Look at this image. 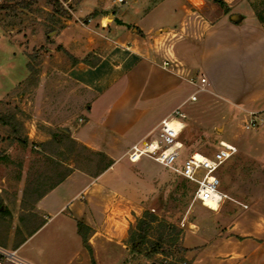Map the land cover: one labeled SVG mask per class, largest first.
Wrapping results in <instances>:
<instances>
[{
	"label": "rangeland",
	"instance_id": "rangeland-1",
	"mask_svg": "<svg viewBox=\"0 0 264 264\" xmlns=\"http://www.w3.org/2000/svg\"><path fill=\"white\" fill-rule=\"evenodd\" d=\"M154 1L125 0L118 11L125 14L129 9L127 14L137 15ZM187 1L211 20L234 14L241 21L250 15L264 27V0H247L237 8L234 3L228 13L212 0ZM80 5L97 7L78 11ZM97 9L100 0L0 2V248L17 250L18 257L38 264H65L83 255L78 251L75 225L64 214L74 199L80 198L75 196L80 182L50 194L46 201L54 208L47 214L38 209L37 202L64 178L69 167L94 174L103 163L102 156L89 153L66 133V114L74 104L65 99L71 87L58 66L64 58L76 60L54 41L68 21L86 27L87 19L100 14ZM171 19L165 11H155L146 21L165 25L175 20ZM193 69L192 75L199 78V71ZM196 90L197 86L182 81L173 93L160 98L163 101L155 116L178 97ZM195 95V101L181 107L186 114V128L181 133L183 152L212 154L221 139L236 145L237 153L218 171L220 190L228 198L218 210H210L193 199L194 183L142 157L137 166L147 172L143 179L146 190L151 185L146 181L161 178L142 209L156 219L139 251L129 252L128 241L123 240L127 245L120 244L121 257L112 264H192V256L208 243L221 239L222 244H228L236 239L230 231L234 226L245 234L246 242H264V109L255 111L258 124L245 129L250 113L215 101L207 91ZM130 166L125 157L111 174L127 180ZM57 209L61 211L54 213ZM154 248L156 252H152ZM93 253L89 250L83 264H98ZM100 255L103 258L105 253L100 251Z\"/></svg>",
	"mask_w": 264,
	"mask_h": 264
},
{
	"label": "crops",
	"instance_id": "crops-1",
	"mask_svg": "<svg viewBox=\"0 0 264 264\" xmlns=\"http://www.w3.org/2000/svg\"><path fill=\"white\" fill-rule=\"evenodd\" d=\"M224 1L228 8L247 3ZM122 3L100 0V14L86 27L68 21L54 38L76 60L64 58L58 66L71 87L65 99L74 104L70 107L74 109L65 112L66 133L72 142L103 160L94 174L69 167L64 178L37 202L38 209L47 214L54 208L46 201L50 194L73 182L81 184L75 195L80 198L74 196L64 214L75 225L78 251L83 255L65 264H83L89 250L98 264L120 259V248L127 245L122 242L128 239V226L142 217L143 203L156 191L161 178L146 181L151 183L146 190L143 179L147 172L137 166L141 159L128 161L132 168L128 181L111 173L134 143L150 138L163 118L197 99L190 100V92L155 116L163 101L160 98L173 93L182 81L199 83L204 77V91L215 101L245 113L264 109V27L250 15L238 24L226 15L211 20L187 0H155L137 15L127 14L129 9L124 14L118 11ZM96 7L80 5L78 11ZM155 11H165L175 20L165 25L146 21ZM194 67L200 73L198 80L192 75ZM235 227L230 231L236 239L231 238L228 244H222L221 239L208 243L192 256V264H264V242H246L245 234ZM100 251L105 253L104 259Z\"/></svg>",
	"mask_w": 264,
	"mask_h": 264
},
{
	"label": "built area",
	"instance_id": "built-area-1",
	"mask_svg": "<svg viewBox=\"0 0 264 264\" xmlns=\"http://www.w3.org/2000/svg\"><path fill=\"white\" fill-rule=\"evenodd\" d=\"M122 3L124 0H117ZM86 21L90 22V19ZM84 24V20L80 21ZM166 64V63H165ZM189 82L197 86L196 91H204L206 79L200 78L197 83L194 79ZM196 91L189 96L196 99ZM186 114L181 107L175 108L169 116L163 118L152 132L153 136L134 143L128 150L126 157L129 162H137L142 157H148L162 167L172 170L176 175L195 184L193 199L202 206L216 211L227 199V195L220 190L219 173L221 166L229 161L237 152L232 142L219 140L217 148L212 154L191 151L184 155L183 143L180 134L186 128ZM259 118L255 112L245 121L244 128L250 129L258 124ZM0 264H35L17 256L16 250L0 248Z\"/></svg>",
	"mask_w": 264,
	"mask_h": 264
},
{
	"label": "trees",
	"instance_id": "trees-1",
	"mask_svg": "<svg viewBox=\"0 0 264 264\" xmlns=\"http://www.w3.org/2000/svg\"><path fill=\"white\" fill-rule=\"evenodd\" d=\"M212 1L222 7L225 13H228L229 8L223 0ZM229 18L234 24H238L240 22V17L238 15L232 14L229 16ZM155 219L156 218L153 214L145 210L142 214V217L138 218L135 222V225L129 229L127 241L131 253L134 251H139V247L145 241L147 233ZM152 252H156V248L152 249Z\"/></svg>",
	"mask_w": 264,
	"mask_h": 264
}]
</instances>
